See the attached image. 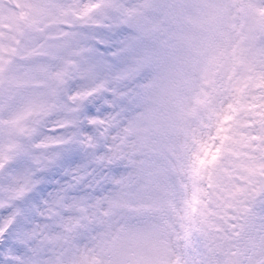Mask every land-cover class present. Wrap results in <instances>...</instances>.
<instances>
[{"label":"snow or ice","instance_id":"obj_1","mask_svg":"<svg viewBox=\"0 0 264 264\" xmlns=\"http://www.w3.org/2000/svg\"><path fill=\"white\" fill-rule=\"evenodd\" d=\"M0 264H264V0H0Z\"/></svg>","mask_w":264,"mask_h":264}]
</instances>
